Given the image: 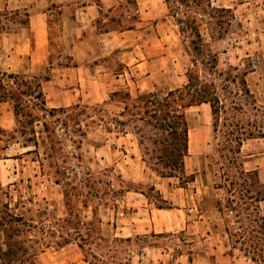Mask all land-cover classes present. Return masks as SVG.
Here are the masks:
<instances>
[{
    "label": "rangeland",
    "instance_id": "obj_1",
    "mask_svg": "<svg viewBox=\"0 0 264 264\" xmlns=\"http://www.w3.org/2000/svg\"><path fill=\"white\" fill-rule=\"evenodd\" d=\"M55 1L45 9L49 26L47 61L42 62L40 58L33 64L30 54H12V49L3 48L0 40V69L41 77L49 75L52 82L43 88L47 106L67 107L62 119L69 120L79 113L85 131V135H81L75 127L66 128L59 123L57 132L65 144L62 152L52 153L43 145L37 149L35 145L25 146L21 137L8 144L0 141V199L15 213L23 215L29 224L37 226L27 235V245L36 264H91L74 236L69 243L58 246L55 238L49 236L50 232L39 228L44 226L46 230L57 231L59 222L70 213L87 222L82 230L84 235L88 234L85 237L90 243L87 245L89 251L100 254L102 245L115 246L116 251L108 252L104 261L97 264H218L215 256L233 248L225 225L229 222L231 227L237 228L239 223L233 215L221 214L213 206L215 197H223L222 190L211 189L220 176L213 173L211 164L212 168H219L220 163L214 165L212 162L221 161L218 150L221 139L214 129L213 106L205 103L186 109L191 141L181 176H163L159 172L169 170L163 167L166 160H161L156 150L159 143L155 140L161 139V131L144 119L146 99L149 97L154 103L163 100L169 90L186 84L194 67V49L184 40L175 18L169 14L168 5L164 0H136V6L127 0ZM91 2L102 5L95 19L96 31L109 29L115 33L113 38L108 36L109 47L113 45L114 51L105 55L102 52H108L109 47L102 50L87 46L77 51L80 56L84 51L91 52L92 61L97 58L94 61L100 65L96 73L98 79H92L95 84L87 86L78 100L65 105L67 91L61 89L70 90L74 85L60 83L64 72L59 68L74 63L70 44L75 36H63V21L65 16L77 19L79 7ZM212 2L216 6L234 7V17L223 37L212 38L207 30V44L201 49L204 55L217 57L215 78L219 95L228 104L238 92L241 78H245L253 93L252 102L264 106V0H246L238 4L236 0ZM29 8L31 6L16 9L20 10L17 15L14 9L5 10L0 0L1 39L23 26L18 21ZM127 9L132 18L133 12L138 11L139 20L131 19L130 22H136L135 28L117 35L122 31L119 23H129L121 17ZM87 29L90 30V25ZM30 39L34 44L32 35ZM93 42L99 48L103 45L95 36ZM207 57L202 54V62L198 63L201 75H204V67H210ZM115 74H120L118 79ZM77 104L80 107L73 108ZM15 126L12 104L0 102V127L11 133ZM29 150L31 152H27ZM241 156L247 160L245 167H257L262 171L264 182V138L245 140ZM58 164L66 171L61 183L56 182ZM203 167L207 169L206 174H202ZM88 171L91 175H87ZM192 173L197 175L194 181H191ZM92 179L109 182L115 191L130 190L112 200V191L104 184L100 192L109 193L95 197L89 186L80 183L87 184ZM74 185L79 187L73 190ZM68 189L73 193L67 201L65 190ZM135 192L143 195L135 196ZM135 197L141 199L143 205L129 204ZM86 199L87 206L84 205ZM157 205L164 208L159 210ZM151 209L156 221L153 226L146 227L147 231L137 233L141 212L148 219V213L153 215ZM94 211L101 222L94 217ZM99 235L105 240L92 243ZM115 237L131 239L115 243ZM233 252L244 254L239 248Z\"/></svg>",
    "mask_w": 264,
    "mask_h": 264
},
{
    "label": "trees",
    "instance_id": "obj_2",
    "mask_svg": "<svg viewBox=\"0 0 264 264\" xmlns=\"http://www.w3.org/2000/svg\"><path fill=\"white\" fill-rule=\"evenodd\" d=\"M168 5L169 14L173 16L179 25V30L184 40L191 44L194 49L193 65L194 67L188 74V81L182 87L169 90L163 100L151 101L146 99V108L144 119L147 123L153 125L161 131V139H156L159 143V158L166 160L163 167L169 170L159 172L163 176H181L184 172V158L188 155L189 147V124L186 116V109L193 105L202 103H211L215 114L214 129L217 138L221 139L219 144V160H214V165L219 168H212L214 174H220L219 181L215 180L211 186L212 190H222L223 197H215L213 206L224 215H233L237 228L231 227L229 222L225 225V232L228 234L232 245L231 253L239 248L244 254L251 258L257 264H264V210L262 203L264 201V182L259 177L257 169H247L241 156V148L245 140L250 138H264V106L253 103V93H251L245 78H241L236 92L228 104L223 102L218 92L216 82V62L217 57L213 54H205L201 49L207 44L206 32L212 38L220 39L228 30V26L234 17V7L229 5H213L212 0H164ZM243 3L246 0H236ZM128 3L137 5L136 0H127ZM8 11V8L5 7ZM19 15L20 10L13 11ZM102 12V11H101ZM129 9L122 13L121 17L129 21L127 24L119 23L121 30H130L135 28L139 20L138 11L133 12V18L130 17ZM129 16L127 18L125 16ZM24 17L19 19L21 25H29L30 12L25 10ZM132 19V20H131ZM114 20V19H113ZM119 22V20H118ZM206 24V27L203 25ZM109 31V29H106ZM1 40V35H0ZM196 49H200L199 52ZM208 56L207 63L210 67H204V75H201L198 69V63L201 56ZM202 62V60H201ZM49 75L41 77L35 74L15 73L0 69V102L9 101L12 104L16 118V126L11 133L0 127V141L8 144L10 141L21 137L25 146L35 145L36 149L40 145L46 147L53 153L62 152L65 146L63 140L58 135L57 126L61 123L64 127H75L76 131L82 129L79 113L73 114L67 119H62L67 107H48L46 95L43 89V82L49 80ZM231 93V92H230ZM227 93H223L225 95ZM230 97L231 95L228 94ZM228 96H225L227 101ZM150 104H154L151 107ZM127 106V105H126ZM77 104L73 108H79ZM86 105L84 108L86 109ZM253 116V117H252ZM77 128V129H76ZM220 133V134H219ZM18 135V136H17ZM75 143L76 140H73ZM80 146V145H79ZM78 146V147H79ZM27 152H31L30 150ZM51 153V155H52ZM53 156V155H52ZM57 183H61L62 176L66 171L57 166ZM158 171V170H157ZM206 167H203L202 174H206ZM87 175H91L88 171ZM196 174H191V181L196 179ZM88 180V179H87ZM92 189L93 195L108 194L100 192L102 185L112 191V195H125L129 189L115 191L109 182L103 180H91L89 183L80 181ZM74 185L72 188L77 189ZM1 189V183H0ZM71 189L65 190V198H70ZM137 191V190H135ZM211 192V191H210ZM210 200V197H209ZM87 206V199L85 200ZM158 208H164L157 205ZM94 217L98 222L101 218L94 211ZM92 224V222H88ZM57 231L52 228L39 227L41 231L50 232V237L55 238L58 246L69 243L70 238L78 239V245L84 252L85 258L91 264L104 261L108 252H115L114 245H102L100 254L89 251L87 245L88 234L83 233L82 228L87 225L77 217H65L59 222ZM73 226V227H72ZM37 228L33 223L29 224L23 215L15 213L8 205L0 199V264H36L27 245V235ZM73 229V230H72ZM71 230V231H70ZM73 231V232H72ZM57 232L59 234L57 235ZM65 234V235H64ZM130 237H115V243H124L130 241ZM105 240L101 235L97 241L92 243H101ZM99 241V243H98ZM43 244L47 242L40 241ZM238 245H241V247Z\"/></svg>",
    "mask_w": 264,
    "mask_h": 264
},
{
    "label": "crops",
    "instance_id": "obj_3",
    "mask_svg": "<svg viewBox=\"0 0 264 264\" xmlns=\"http://www.w3.org/2000/svg\"><path fill=\"white\" fill-rule=\"evenodd\" d=\"M55 0H3L4 7H7L8 9H21L26 8L27 6H31L29 8L30 12V20L29 25H23L20 27H17L15 31L8 32L7 35L3 36L1 39V45L4 44L5 49H12V54H22L25 53L30 54L31 61L33 64H36L37 61L42 58L43 61H47V53H48V34H49V26H48V15L46 12V8L49 5V3H56ZM102 8L101 4H94L93 2L83 4L81 7H79L77 19H74L70 16H65L63 21V36L65 38L71 37V35L75 36V40L73 43H69L71 47V56L74 58L75 61L72 65H61L59 70H61V75L63 77H60V83L63 85V82L65 85H74L72 89L70 90H63L62 92H66V96L64 100L68 101L66 104H70L73 101H76L79 99V95L81 93L85 92V88L87 86H92L95 84V82L92 81V79H98V75L96 74L99 70L98 68L100 65L96 63L94 59L92 61L91 58L92 54L91 52L84 51V54L82 56L79 55L77 52L79 49H108L110 41L108 40V36H112L115 34L112 31H103V32H97L96 31V25H95V19L96 16L99 14V9ZM48 9V8H47ZM77 20V21H76ZM76 22V24H75ZM90 25V30L87 29V26ZM128 30H122L117 32L118 34H123ZM34 37V44H32L30 36ZM94 36L102 42V46H97V43L93 42ZM115 36V35H114ZM113 38V36H112ZM95 44V47L93 46ZM22 45V46H21ZM112 47H109L108 52H102V54L109 55L112 51H114L113 45ZM74 51V52H73ZM43 56H42V54ZM120 74H115V77L117 78ZM91 78V79H89ZM118 79V78H117ZM52 82V79L44 81L43 82V88L46 89V86ZM76 90V91H75ZM52 102V101H51ZM205 104V103H202ZM200 104V105H202ZM200 105H193V106H200ZM191 106V107H193ZM189 142L191 141V134H189ZM247 160L244 161V165L246 166ZM247 168V167H246ZM248 169V168H247ZM250 169H257V167H253ZM258 170V169H257ZM259 177L262 180V171L258 170ZM135 196L143 195L141 193L135 192ZM129 204L133 206L140 207V205H143V202L138 197L134 198V201H129ZM262 207L264 210V201L262 203ZM140 209V208H138ZM142 209V208H141ZM179 210L181 208H178ZM159 210H161L159 208ZM153 212L154 210L151 209ZM140 213V212H139ZM155 212H153V215L151 216L150 213H148V219H146V215L144 212H141V216H139L140 220L137 226V233L141 232L143 230L147 231V226L151 225L153 226V222L156 221V216L154 215ZM202 219V217H200ZM201 221V220H200ZM229 239V238H228ZM231 250L222 252L220 254H217L215 256L218 264H250L254 261L251 260L250 257L246 256L245 254H235L234 252L231 253ZM189 258V257H188ZM183 259L182 257V262ZM189 261H192L191 258H189Z\"/></svg>",
    "mask_w": 264,
    "mask_h": 264
}]
</instances>
